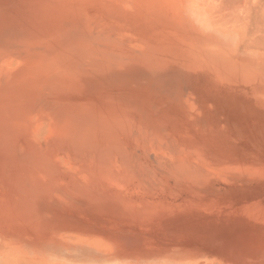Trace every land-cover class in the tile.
I'll list each match as a JSON object with an SVG mask.
<instances>
[{
    "label": "rangeland",
    "instance_id": "rangeland-1",
    "mask_svg": "<svg viewBox=\"0 0 264 264\" xmlns=\"http://www.w3.org/2000/svg\"><path fill=\"white\" fill-rule=\"evenodd\" d=\"M192 22L0 0V264H264V69Z\"/></svg>",
    "mask_w": 264,
    "mask_h": 264
},
{
    "label": "bare ground",
    "instance_id": "bare-ground-1",
    "mask_svg": "<svg viewBox=\"0 0 264 264\" xmlns=\"http://www.w3.org/2000/svg\"><path fill=\"white\" fill-rule=\"evenodd\" d=\"M171 2L172 14L176 15L177 19L182 22L185 27L195 30L196 28L194 27L192 21H198L200 22V25L205 24V26L209 29V32L204 34V38L207 40L206 44L208 43V45H204V49L211 55L232 63L235 61V64H239L246 69H264V0H171ZM245 27H247V30H245ZM42 125L45 126V124ZM55 236L56 238L54 241L58 239L57 242H59L56 244L61 247L63 246L64 248L68 247L72 250H83L86 245L90 247L87 241H83L79 237L75 239L73 238V241L69 239L71 242L68 240V243L67 240H65L69 238L68 235L55 234L54 237ZM112 238L113 237H111V239ZM5 244H8V242ZM0 246L2 248L1 244ZM9 252L11 251L9 250ZM88 256L90 255L88 254ZM20 259L23 260L24 258ZM17 260H19V258ZM39 260L40 259L38 258V261ZM100 260L101 261L92 256L89 262L85 264L110 263L107 262L108 259L102 260L101 258ZM21 262L26 263L25 261ZM57 264L65 263L57 262ZM209 264L214 263L212 262Z\"/></svg>",
    "mask_w": 264,
    "mask_h": 264
},
{
    "label": "crops",
    "instance_id": "crops-1",
    "mask_svg": "<svg viewBox=\"0 0 264 264\" xmlns=\"http://www.w3.org/2000/svg\"><path fill=\"white\" fill-rule=\"evenodd\" d=\"M103 254H104V255H106L105 253H102V255H103ZM102 258H103V257H102ZM104 258H105L104 260H106V259H108V260H109V258H108V257H104ZM108 260H107V262L109 263V262H110V260H109V261H108ZM109 264H112V263L110 262Z\"/></svg>",
    "mask_w": 264,
    "mask_h": 264
}]
</instances>
